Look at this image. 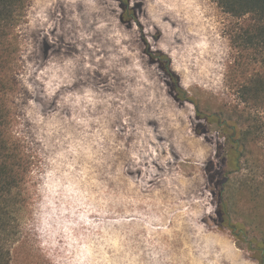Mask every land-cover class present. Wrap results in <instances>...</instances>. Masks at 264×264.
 <instances>
[{"label":"rangeland","instance_id":"374dc122","mask_svg":"<svg viewBox=\"0 0 264 264\" xmlns=\"http://www.w3.org/2000/svg\"><path fill=\"white\" fill-rule=\"evenodd\" d=\"M122 1L30 0L15 32V132L35 167L11 264H264L262 235L218 215L228 173L234 185L250 176L238 163L264 168V110L262 139L245 140L230 86L240 21L214 0ZM230 200L249 214L246 194Z\"/></svg>","mask_w":264,"mask_h":264},{"label":"trees","instance_id":"16d2710c","mask_svg":"<svg viewBox=\"0 0 264 264\" xmlns=\"http://www.w3.org/2000/svg\"><path fill=\"white\" fill-rule=\"evenodd\" d=\"M29 1L0 0V264L12 263L14 247L20 239L21 228L32 200L30 184L35 157L24 140L15 132L17 119L14 97L17 93V82L11 67L14 54L12 47L17 37L15 32L25 20ZM118 1L124 7L123 1ZM214 1L223 12L240 21L231 35L233 47L238 51L239 58L233 67L237 70L233 69L236 73L232 72L230 86L234 85L238 99L246 105V109L242 110L245 124H248L244 131V139L253 137L258 141L262 136L259 135L261 129L257 126V114L264 110V0ZM124 19L122 17L123 21ZM148 53L151 54L149 50ZM158 55L164 57L163 54ZM161 67L173 81L175 99L186 102V92L180 85L179 77L169 71L164 64ZM248 71H252L250 78L240 82V76ZM214 119L219 120L220 116L206 115L200 111L197 113L198 121ZM218 126H227V123L220 122ZM206 133L207 131H204L201 134ZM229 141L232 145L243 146L233 136ZM243 147V152L237 151L242 157L247 154V143H244ZM249 155L251 156V152ZM247 162L245 167L238 163L235 169L238 175H241L244 169L249 170L250 176H247L246 180L233 185L230 183L233 173L229 172L223 181V196L220 197L222 202L218 215L221 218V225H225L231 223V213L236 215L240 213L250 223V229L262 235L263 238L257 242V247L263 250L264 224L261 226L257 224L256 218L259 211L264 208V168L258 161L254 162L250 159ZM229 183L232 191L228 192L230 198L227 200L224 191L227 190ZM237 194L238 196L246 194L248 202L252 205L249 214L234 210L237 204L242 202L241 199L237 200L236 205L231 202L230 199ZM261 258L264 259V256L262 255Z\"/></svg>","mask_w":264,"mask_h":264}]
</instances>
